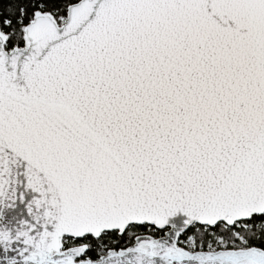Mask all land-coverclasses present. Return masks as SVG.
<instances>
[{"label":"snow or ice","instance_id":"1","mask_svg":"<svg viewBox=\"0 0 264 264\" xmlns=\"http://www.w3.org/2000/svg\"><path fill=\"white\" fill-rule=\"evenodd\" d=\"M0 264H264V0H0Z\"/></svg>","mask_w":264,"mask_h":264},{"label":"trees","instance_id":"2","mask_svg":"<svg viewBox=\"0 0 264 264\" xmlns=\"http://www.w3.org/2000/svg\"><path fill=\"white\" fill-rule=\"evenodd\" d=\"M121 246H129L130 243L127 238H124L120 241Z\"/></svg>","mask_w":264,"mask_h":264},{"label":"water","instance_id":"3","mask_svg":"<svg viewBox=\"0 0 264 264\" xmlns=\"http://www.w3.org/2000/svg\"><path fill=\"white\" fill-rule=\"evenodd\" d=\"M130 246V245H129Z\"/></svg>","mask_w":264,"mask_h":264}]
</instances>
